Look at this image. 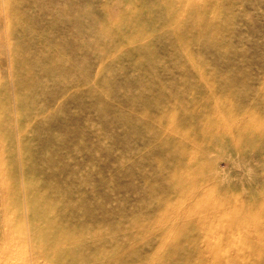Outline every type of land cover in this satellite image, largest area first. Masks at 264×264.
Returning a JSON list of instances; mask_svg holds the SVG:
<instances>
[{
	"label": "rangeland",
	"instance_id": "rangeland-1",
	"mask_svg": "<svg viewBox=\"0 0 264 264\" xmlns=\"http://www.w3.org/2000/svg\"><path fill=\"white\" fill-rule=\"evenodd\" d=\"M0 264H264V0H0Z\"/></svg>",
	"mask_w": 264,
	"mask_h": 264
},
{
	"label": "crops",
	"instance_id": "crops-1",
	"mask_svg": "<svg viewBox=\"0 0 264 264\" xmlns=\"http://www.w3.org/2000/svg\"><path fill=\"white\" fill-rule=\"evenodd\" d=\"M10 249V248H9ZM4 255V254H3ZM6 257H7V255H5ZM8 258V260H10V258L9 257H7ZM6 260V259H5ZM7 261V260H6Z\"/></svg>",
	"mask_w": 264,
	"mask_h": 264
}]
</instances>
